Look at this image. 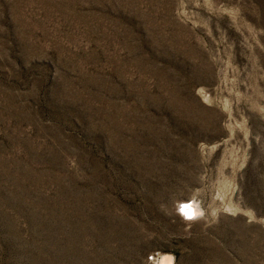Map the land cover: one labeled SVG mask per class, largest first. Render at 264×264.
Here are the masks:
<instances>
[{
  "label": "rangeland",
  "instance_id": "obj_1",
  "mask_svg": "<svg viewBox=\"0 0 264 264\" xmlns=\"http://www.w3.org/2000/svg\"><path fill=\"white\" fill-rule=\"evenodd\" d=\"M166 254L264 264V0H0V264Z\"/></svg>",
  "mask_w": 264,
  "mask_h": 264
},
{
  "label": "bare ground",
  "instance_id": "obj_2",
  "mask_svg": "<svg viewBox=\"0 0 264 264\" xmlns=\"http://www.w3.org/2000/svg\"><path fill=\"white\" fill-rule=\"evenodd\" d=\"M189 211V210H188ZM198 213V212H197ZM160 264H173L174 260L173 257L169 254L163 255L160 258Z\"/></svg>",
  "mask_w": 264,
  "mask_h": 264
}]
</instances>
